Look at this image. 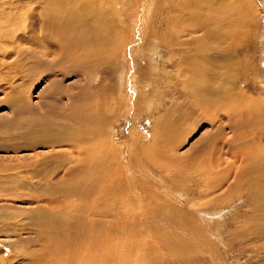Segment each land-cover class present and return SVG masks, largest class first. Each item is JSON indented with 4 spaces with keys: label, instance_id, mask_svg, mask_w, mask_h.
<instances>
[{
    "label": "rangeland",
    "instance_id": "obj_1",
    "mask_svg": "<svg viewBox=\"0 0 264 264\" xmlns=\"http://www.w3.org/2000/svg\"><path fill=\"white\" fill-rule=\"evenodd\" d=\"M122 1L124 6L110 2L130 16L116 27L117 48L99 58L90 52L87 59L79 50L84 60L79 64L75 58L62 62L51 53H32L39 51L40 43L28 44L19 36L32 23L27 13L32 10L34 15L33 6L41 7L0 0V20L16 16L11 20L15 24L6 23L12 32L6 60L17 64L11 75L3 69L9 80L0 86V264L28 262L31 251L43 246L37 244L36 233L43 226L38 216L65 208L57 200L36 198L45 190L46 178L51 186L61 183L70 162L64 157L79 155L71 151L76 144L65 141L59 130L65 124L62 114L79 94L103 108V136L82 143L105 148L109 157L107 170L100 172L108 175L100 184L108 193L100 206L96 203L103 213L98 210L83 220L100 217L95 232L102 264H264V214L246 188L236 186L238 174L264 178V0H248L252 11L239 28L244 34L228 40L222 36L227 20L217 8L221 1L236 0L211 3L218 19L189 6L191 10L180 14L182 21L172 25L176 42L163 37L165 24L154 25L148 15L142 22L145 0ZM154 2L157 7L147 1L148 6L158 11L167 5V0ZM115 15L110 9L106 20H116ZM196 16L203 19L197 21ZM17 24L20 29L13 27ZM21 43L32 52L19 53ZM42 118L54 124V133L52 127L50 132L38 131ZM32 187L39 190L33 192ZM92 200L90 206L96 202ZM75 204L73 214L79 205L86 212L85 203Z\"/></svg>",
    "mask_w": 264,
    "mask_h": 264
},
{
    "label": "bare ground",
    "instance_id": "obj_2",
    "mask_svg": "<svg viewBox=\"0 0 264 264\" xmlns=\"http://www.w3.org/2000/svg\"><path fill=\"white\" fill-rule=\"evenodd\" d=\"M63 1L69 2L70 4L69 5L60 4L59 3L60 0H24L23 4H31V3L33 4L34 3L38 7H41V9L36 10L37 9L36 6H33L36 16L35 14L32 15V12H31L32 10H30L29 12L30 14L27 13V16H29L27 18H30V19L33 18V20L31 21L32 22L31 25H29L30 28L28 29V31L23 34L22 32H20L21 35L19 37L23 42L28 43V44H35L36 42L40 43V48H39V51L32 52L31 47L25 48L23 47L24 43H21L20 45H18V47L19 46L20 47L19 48L17 47L18 48L17 51H19V53L20 51H24V52L30 51L32 53L37 54L38 57L46 56L48 54L50 55L51 53L55 57H59L61 59L60 61L62 62L68 61V58H75L77 60V63L79 62V64L84 61V60L82 61L81 57L78 55L79 50L85 51L86 59L88 58V56H90V52H92V54L98 58L100 56L105 55L106 53H111V52L113 53L114 50L117 48V47L116 48L114 47V37L116 34V30L118 29L119 26L125 24L126 19H128L130 16L128 17L124 15V12L121 13L120 11L121 9L118 11L115 10V7H112L110 5V2L113 0H63ZM147 1L150 4L151 3L153 4L155 3L154 1L156 0H145V2L143 3L145 10H143V16L141 18L142 22L146 19L148 15L151 18L152 23L154 25L160 24V23L165 24L167 26V29L165 28L163 37H165V39H169V41L176 42L175 39H173V35L171 33L172 25L177 24L178 22L182 21L180 19V14L183 12L184 9H190L189 6H191V9L196 10L198 13H205V15L215 17L216 19L220 17L219 14H216L215 11L211 9V3H213L215 0H203V1L201 0H180L179 2L178 1L172 2L171 0H167V5H165V8L160 7L158 8L159 11L155 10V8L158 5V2L156 4H153L156 7L152 9L151 7L152 4L151 6H148ZM246 2L249 4H246ZM77 3L82 4V6L75 5ZM119 4H123V1L115 0V6ZM203 4H208V8L206 9L201 8ZM124 5L125 4H123V6ZM108 6H110V8ZM30 8H32V6ZM110 9L113 15H114V12L116 13L115 15L116 20L112 19L108 22L106 19H107V16L110 15ZM166 10L169 11L167 14L165 12ZM170 11H175V13L172 14L173 17L172 15H170ZM217 11L221 12V17L223 19L227 20L228 29L227 30L224 29V31H222V36H224L225 39L228 40L229 37H232L234 35H240L239 32L243 33V30L239 28H243L245 26L244 23L245 21H247L246 18L250 15V11H252V2L248 0H236L233 4H228L225 1H221L219 4V7L217 8ZM89 16H91V20L93 23H91L89 19H86V18H90ZM2 17L3 18H1L0 20V86H6L5 83L8 82L7 81L8 78L6 79V76H4L5 72L3 71V69L7 68L6 69L7 71L5 70L6 73L8 72V74L10 73L11 75V72L9 71L12 70L15 73L14 66H17L16 62H12L8 64V61L6 60L7 57L9 56L8 55L9 48L6 49V47L8 46L7 44H9L7 42L8 41L7 38H10L9 34L12 33V32L9 33L8 30H6V23L9 24L11 20L15 21L16 16L3 15ZM202 19H203L202 16H196L197 21H201ZM11 23H14V22L12 21ZM26 25L25 27H27ZM16 26L18 27V24L13 27L15 28ZM20 26L21 25H19V27ZM19 27L17 29H20ZM22 27L24 26L22 25ZM9 28H10V25H9ZM168 29L170 30L168 31ZM36 30H38V34L36 33ZM186 30L188 31V29ZM7 35L9 36L7 37ZM14 38L15 37H12L11 39H14ZM228 48H230V46L227 47V49ZM19 56L20 55H18V58ZM31 56L32 55H30V58H32ZM19 66L22 68L21 65ZM17 71L19 70L17 69ZM17 80L18 79H16V81ZM16 81L15 82L13 81L11 83V86L15 84ZM73 102L75 104L72 103V106L69 108L68 112L64 113V115L62 114V117L64 119L63 121H65V124L60 126L59 130L61 131V135L63 136L65 141L70 142V144H72L73 147L76 144V146L71 151L72 152L77 151L79 155L77 157H75L76 156L75 155L71 159L64 157L67 161H70V162H69V166L66 165L68 167L65 166L66 172L64 173V176L59 178L60 179L59 181L61 183H57V186L56 185L51 186L52 183L49 184L47 182L48 181L47 178L45 180L43 179L45 190L42 191L41 189L40 190L41 192L39 194L40 198L38 196L36 198V199L42 200V198L48 197L47 200H51V202H55L53 200H57V202L63 204V207L65 208L60 211L55 210L51 212V214H45V212H43V214L42 213L40 214L41 218L39 219V216H38V221L35 220V222L37 221L39 222V224L41 222L43 225L42 228H39L40 230L39 231L37 230L38 232L36 233L37 234L36 237L38 238V241H39V243L37 244H40L43 246L40 247V250L37 253L34 251L35 249H33L32 247L34 253L32 251L31 253L33 254V256L30 258L28 262L24 264H102V261H103L102 259H100L101 254L99 251L101 244H100V241L97 239L96 237L97 234L95 232V229L99 225L100 217H97L91 220L89 223L83 222V220L89 221L90 218L94 216V214H96V212L99 210V207L96 208V203L98 206H100L101 199L104 198V196H106V194L108 193V190L104 191L102 189L103 186H100L101 182H103L104 180H107L108 175H106V173H100V172L104 168L106 169L105 166H106L107 159H109V157H108L106 150H104L105 148L98 149L92 146L88 148V147L83 146L82 144L85 142H90V141L95 140L97 136H103L102 134L103 131L101 130L102 123L104 122V119L102 118L103 108L100 104H97V103L95 104V102L93 103L92 101L86 100L82 94L77 95L75 100L73 99ZM45 118H42L41 120H39L38 131L40 133H42V131L50 132L51 127H52L51 132L54 133L55 132L53 131L54 124H52L51 121ZM102 138H100V140ZM231 140L233 141L234 139H231ZM229 143H231V141H229ZM249 143L252 145H255L251 141H249ZM223 145H226V144L224 143ZM230 146H232V144ZM237 149H239L240 151V148H237ZM233 153H235L234 150H233ZM58 156L59 155H57V157ZM259 156L261 155L259 154ZM217 158H219V156H217ZM169 160L171 161V159ZM218 160L219 161L216 162V164H214L215 166H218L221 161L220 159ZM241 160H244V159L242 158ZM62 162H65V160ZM254 164L256 165V163ZM63 166H64V163H63ZM247 166L250 167L249 164L246 165V168H248ZM229 168H233V166ZM219 170L216 173H218V176H220L221 178L222 173L219 172ZM32 171H34V169H32ZM239 172L240 171H238V173ZM55 174H56V171H55ZM247 174L248 173H242L241 176H239L238 174V177H240V179L239 180L237 179L238 181L236 180L237 182L236 186L239 185L240 188H246V191L249 192V196L251 198L250 200L253 201V204L259 206L260 212L264 214V182H263L264 178L262 177V175H255L256 173L254 175L249 173L248 176ZM32 176H34V174ZM241 178L244 181L243 183L240 182ZM59 181H54V182L56 183ZM34 188L38 189V187H34ZM34 188L32 187V189ZM38 190H36L37 194H38ZM52 190L55 192H58L59 195L55 196L54 194L56 193L51 194ZM33 192H35V189ZM92 196L94 198V200L92 201L96 200V202L93 203L94 204L93 206H90L88 201H90V198ZM55 197H57V199H54ZM75 198L77 200H75ZM65 201H67V204H65ZM74 201L77 202V204L85 203L86 212L84 211L81 212L80 210L83 208V206L81 207L79 205L75 209L77 210L81 208L78 211L79 213L75 212V214H73L74 212H71V211L74 209V207H76V204ZM116 209L118 210V208ZM118 211H117V214H118ZM111 212H113L112 209H111ZM99 213H103V211L101 210ZM81 222H83L84 224H82ZM36 226H37V223H36ZM104 228H107V227H104ZM29 253H30V250H29Z\"/></svg>",
    "mask_w": 264,
    "mask_h": 264
}]
</instances>
